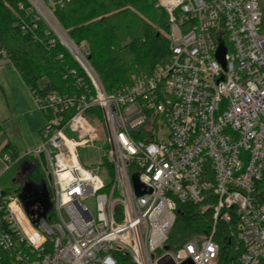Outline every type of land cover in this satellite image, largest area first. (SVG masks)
<instances>
[{
  "label": "built area",
  "instance_id": "2783aa9c",
  "mask_svg": "<svg viewBox=\"0 0 264 264\" xmlns=\"http://www.w3.org/2000/svg\"><path fill=\"white\" fill-rule=\"evenodd\" d=\"M29 1L90 83L79 76L75 95L31 92L46 122L42 143L28 153L37 159L19 174L29 181L44 152L53 195L50 207L36 202L31 215L22 191L0 187V264H120L119 253L134 264L167 256L217 264L212 234L177 250L168 245L179 205L202 204L207 193L215 198L213 231L236 215L239 262L264 264L260 0H158L169 18L170 59L115 92L56 17V6L71 0ZM82 149L97 150L96 160L85 164ZM26 156L5 152L2 174Z\"/></svg>",
  "mask_w": 264,
  "mask_h": 264
},
{
  "label": "trees",
  "instance_id": "16d2710c",
  "mask_svg": "<svg viewBox=\"0 0 264 264\" xmlns=\"http://www.w3.org/2000/svg\"><path fill=\"white\" fill-rule=\"evenodd\" d=\"M157 2L71 0L63 7L57 5L55 14L69 37L77 45L86 46L87 56L106 90L115 92L132 84L135 76L151 74L170 59L169 18ZM53 39L46 22L36 19L29 0H0V60L5 57L11 61L30 92L41 96L81 93L77 85L79 76L87 84L89 79L70 52L57 39L52 43ZM10 150L18 156L10 143L4 145L0 154ZM42 177L37 166L29 181L35 184ZM206 195L208 198L202 204L179 205L168 245L177 250L193 238L212 234L220 246L217 264H241L243 247L233 235L236 215L230 222L219 219L213 231L215 198L210 193ZM116 255L120 264H134L129 254Z\"/></svg>",
  "mask_w": 264,
  "mask_h": 264
},
{
  "label": "rangeland",
  "instance_id": "374dc122",
  "mask_svg": "<svg viewBox=\"0 0 264 264\" xmlns=\"http://www.w3.org/2000/svg\"><path fill=\"white\" fill-rule=\"evenodd\" d=\"M261 8L264 11V0H260ZM86 47V46H84ZM4 61V60H3ZM46 122V112L36 108L32 94L19 73L15 70L10 60L0 62V150L4 145L10 143L18 153V156L26 155L20 163L11 166L2 174L6 162L0 154V187L7 191L22 190L23 181L19 174V167L26 161L36 160L37 157L28 153L34 151L43 141L42 128ZM103 145V143H102ZM97 143L98 147H102ZM106 147V146H105ZM82 160L90 164L96 160L98 151L95 149L80 150ZM100 154V152H99ZM14 159V157H13ZM38 166L42 172V179L45 186L53 195L49 172L38 159ZM35 183L39 186L41 181ZM92 206L93 203L89 202Z\"/></svg>",
  "mask_w": 264,
  "mask_h": 264
},
{
  "label": "water",
  "instance_id": "95a60500",
  "mask_svg": "<svg viewBox=\"0 0 264 264\" xmlns=\"http://www.w3.org/2000/svg\"><path fill=\"white\" fill-rule=\"evenodd\" d=\"M218 57L223 60L224 59V51L220 50L218 53ZM40 161L45 169H47V161L45 157V153H40ZM96 171V170H95ZM51 180V175L48 176ZM23 192L21 193L22 200L25 204L26 210L29 214L33 215L32 206L35 205L37 201L41 202L44 207H50V195L47 187L45 186V182L40 184L39 186H35L33 183H28L24 185ZM165 249H169V246H165ZM159 264H174L172 260L167 256L160 260ZM182 264H194L191 259L185 260Z\"/></svg>",
  "mask_w": 264,
  "mask_h": 264
},
{
  "label": "flooded vegetation",
  "instance_id": "af4514ba",
  "mask_svg": "<svg viewBox=\"0 0 264 264\" xmlns=\"http://www.w3.org/2000/svg\"><path fill=\"white\" fill-rule=\"evenodd\" d=\"M20 174H21L20 177H21V179H22L24 185H26V184H28V183H32L31 181H25V179L22 178V177H23V172H21ZM42 183H43V182H42ZM42 183H41V184H42ZM33 184H34V183H33ZM24 185H23V187H24ZM23 187H22V189H23ZM22 192H23V190H22ZM22 192H21V193H22ZM21 198H22V197H21ZM37 202H39V201H37Z\"/></svg>",
  "mask_w": 264,
  "mask_h": 264
}]
</instances>
